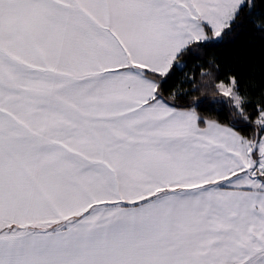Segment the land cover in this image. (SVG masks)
I'll return each instance as SVG.
<instances>
[{
	"label": "snow or ice",
	"instance_id": "obj_1",
	"mask_svg": "<svg viewBox=\"0 0 264 264\" xmlns=\"http://www.w3.org/2000/svg\"><path fill=\"white\" fill-rule=\"evenodd\" d=\"M255 8L0 0V264H264V88L204 58Z\"/></svg>",
	"mask_w": 264,
	"mask_h": 264
},
{
	"label": "trees",
	"instance_id": "obj_2",
	"mask_svg": "<svg viewBox=\"0 0 264 264\" xmlns=\"http://www.w3.org/2000/svg\"><path fill=\"white\" fill-rule=\"evenodd\" d=\"M254 10L258 14L264 13V4L256 0ZM212 56L216 57L223 70L231 71L239 77L242 87L253 85L256 91L264 88V33L246 20H242L240 27L225 36L217 46L209 48L204 58ZM181 77L182 73H178L174 78L176 87L188 88Z\"/></svg>",
	"mask_w": 264,
	"mask_h": 264
}]
</instances>
